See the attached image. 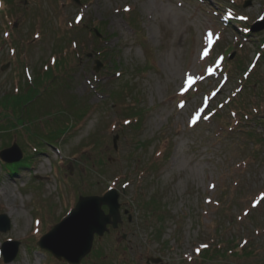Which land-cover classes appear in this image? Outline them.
I'll use <instances>...</instances> for the list:
<instances>
[{
	"label": "rangeland",
	"instance_id": "obj_1",
	"mask_svg": "<svg viewBox=\"0 0 264 264\" xmlns=\"http://www.w3.org/2000/svg\"><path fill=\"white\" fill-rule=\"evenodd\" d=\"M79 1L0 0L10 264H68L37 242L111 188L80 264H264V0Z\"/></svg>",
	"mask_w": 264,
	"mask_h": 264
},
{
	"label": "water",
	"instance_id": "obj_2",
	"mask_svg": "<svg viewBox=\"0 0 264 264\" xmlns=\"http://www.w3.org/2000/svg\"><path fill=\"white\" fill-rule=\"evenodd\" d=\"M77 3L78 0H74ZM250 1L246 2L249 5ZM264 29V20L256 22L251 26L252 32ZM99 36L98 32H96ZM100 37V36H99ZM90 57L91 54H88ZM95 71L98 72L102 67L99 61H95ZM8 65L2 67L5 70ZM117 136L113 139L114 147ZM22 152L16 143L0 151V159L13 164L20 161ZM120 194L116 189H109L102 196H79L74 208L69 214L52 230L41 237L37 246L41 250L49 252L58 261L64 260L68 264H80L82 259L87 256L92 249L95 235L102 238L110 230L108 226L117 229L122 223L120 215ZM103 207L107 208V213ZM125 214L127 211L124 212ZM11 225L8 217L0 214V232L9 231ZM125 238V236H123ZM19 243L16 241H6L1 246L3 262L10 264L18 253ZM150 262L156 263L157 260L149 258Z\"/></svg>",
	"mask_w": 264,
	"mask_h": 264
},
{
	"label": "trees",
	"instance_id": "obj_3",
	"mask_svg": "<svg viewBox=\"0 0 264 264\" xmlns=\"http://www.w3.org/2000/svg\"><path fill=\"white\" fill-rule=\"evenodd\" d=\"M3 101H6V102H8L9 101V96H7V97H3V99H2ZM13 106H17V103L15 104V105H13ZM85 113V112H84ZM84 113H79V115H78V117H79V119L81 118V117H83V115H85ZM243 250V249H242ZM204 257H206V254H204L203 255Z\"/></svg>",
	"mask_w": 264,
	"mask_h": 264
},
{
	"label": "snow or ice",
	"instance_id": "obj_4",
	"mask_svg": "<svg viewBox=\"0 0 264 264\" xmlns=\"http://www.w3.org/2000/svg\"><path fill=\"white\" fill-rule=\"evenodd\" d=\"M261 198L264 199V194H262V197Z\"/></svg>",
	"mask_w": 264,
	"mask_h": 264
}]
</instances>
